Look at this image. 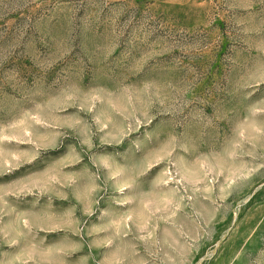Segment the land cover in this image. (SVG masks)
I'll return each instance as SVG.
<instances>
[{"label":"rangeland","instance_id":"obj_1","mask_svg":"<svg viewBox=\"0 0 264 264\" xmlns=\"http://www.w3.org/2000/svg\"><path fill=\"white\" fill-rule=\"evenodd\" d=\"M0 264H264V0H0Z\"/></svg>","mask_w":264,"mask_h":264}]
</instances>
